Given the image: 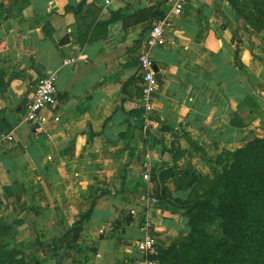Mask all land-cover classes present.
Listing matches in <instances>:
<instances>
[{"label":"crops","instance_id":"obj_1","mask_svg":"<svg viewBox=\"0 0 264 264\" xmlns=\"http://www.w3.org/2000/svg\"><path fill=\"white\" fill-rule=\"evenodd\" d=\"M156 5L173 22L166 44L151 51L159 87L148 113L138 57L158 16L127 27L124 16ZM172 10L170 0H0V133L15 135L0 146V242L17 258L143 264L132 245L144 238V222L158 248L189 231L181 210L142 200L156 197L144 158L154 171L171 158L150 146L148 130L168 148L181 145L176 175L163 181L168 194L181 170H209L185 134L215 160L264 136V29L246 24L228 0H188L181 14ZM51 72L60 121L38 134L24 120L25 104ZM97 189L108 193L68 247L65 232Z\"/></svg>","mask_w":264,"mask_h":264},{"label":"trees","instance_id":"obj_2","mask_svg":"<svg viewBox=\"0 0 264 264\" xmlns=\"http://www.w3.org/2000/svg\"><path fill=\"white\" fill-rule=\"evenodd\" d=\"M246 24L264 29V0H228ZM83 6L72 8L76 13ZM160 15L159 6H153L132 16H124V25L152 20ZM119 14L104 22L108 25ZM82 40V39H81ZM65 42V39L62 40ZM136 111L128 112L133 115ZM150 146L161 147L171 156L153 173L154 193L160 206H173L182 211L189 226L183 240L160 247L146 258L157 264H264V136L255 137L234 151L224 150L218 159L210 157L205 149L185 134L192 149L210 169L209 174L183 169L178 176L174 194H168L164 179L177 172L181 145L173 141L168 148L164 137L148 131ZM108 192L97 189L91 194V206L65 232L67 246L78 240L84 222L91 217L96 201ZM221 221L224 236L214 237L208 227ZM9 229V227H6ZM0 242V264H28L18 251H10Z\"/></svg>","mask_w":264,"mask_h":264},{"label":"built area","instance_id":"obj_3","mask_svg":"<svg viewBox=\"0 0 264 264\" xmlns=\"http://www.w3.org/2000/svg\"><path fill=\"white\" fill-rule=\"evenodd\" d=\"M111 2L113 0H105ZM173 2V14L179 15L184 11L185 4L188 0H170ZM172 16H158L154 19L145 40V50L138 57V62L141 70V81L143 86V105L142 109L146 112H151L155 108L154 95L158 91L159 81L156 70L155 59L151 51L155 47H160L166 44L168 38V27L172 24ZM74 59H67L66 63H72ZM58 75L56 72H51L41 77L35 87V90L29 101L25 104L24 120L28 122L36 133H41L45 130L47 124L51 122L57 123L60 121L58 113L62 99L58 94L56 83ZM48 111V113H45ZM147 129V128H146ZM149 131V130H148ZM15 135L13 132L0 133V146L5 142H13ZM150 156L144 158L143 161V177L151 184L152 181V164ZM142 200L158 204L159 200L150 195H142ZM135 211L133 210L132 213ZM141 230L145 236L141 240L136 241L132 248L137 253L144 254L143 264H157L156 260L146 258L150 254L157 253L158 245L156 233L150 222H144L141 225Z\"/></svg>","mask_w":264,"mask_h":264},{"label":"rangeland","instance_id":"obj_4","mask_svg":"<svg viewBox=\"0 0 264 264\" xmlns=\"http://www.w3.org/2000/svg\"><path fill=\"white\" fill-rule=\"evenodd\" d=\"M209 169V168H208ZM201 172V171H200ZM152 173H154V169H153V166H152ZM210 173V169L207 170V172H205L204 174H209ZM178 210V209H176ZM208 231L214 236V237H217V238H220V237H223L224 236V232L222 230V227H221V221L220 220H217L213 225H210L208 227Z\"/></svg>","mask_w":264,"mask_h":264},{"label":"water","instance_id":"obj_5","mask_svg":"<svg viewBox=\"0 0 264 264\" xmlns=\"http://www.w3.org/2000/svg\"><path fill=\"white\" fill-rule=\"evenodd\" d=\"M156 70H157V75H158V68H157V66H156ZM144 254H142V253H138L137 254V258H141V259H144Z\"/></svg>","mask_w":264,"mask_h":264}]
</instances>
